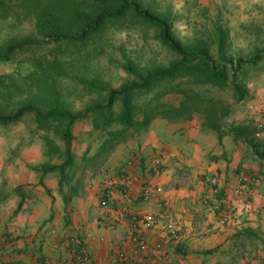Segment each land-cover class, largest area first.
<instances>
[{"label": "crops", "instance_id": "1", "mask_svg": "<svg viewBox=\"0 0 264 264\" xmlns=\"http://www.w3.org/2000/svg\"><path fill=\"white\" fill-rule=\"evenodd\" d=\"M16 124L6 125L0 134V237L8 234L22 250L14 252L0 242V264H30L29 253L34 251L48 264H70L64 242L76 234L97 264H106L118 249L131 255L127 217L157 212L164 200L170 202L167 213L179 233L176 239L163 228L143 233L150 245H161L157 264L263 261L264 252L257 246L264 248V181L252 187L249 207L230 196L238 214L227 225H221L218 215L202 202L209 192V176L218 174L221 184L232 187L243 171L264 174V160L247 143L236 140L231 129L222 127L219 133L207 128L199 114L187 120L155 117L147 128L120 142L100 172L95 174L83 161L85 155L96 153L100 143L84 153L75 161L72 180L61 186L58 172L42 169L62 161L51 159L43 142H19ZM20 134H26L24 128ZM155 165L158 174L151 173ZM148 181L153 198L145 201L142 194ZM108 188L110 202L102 205Z\"/></svg>", "mask_w": 264, "mask_h": 264}, {"label": "trees", "instance_id": "2", "mask_svg": "<svg viewBox=\"0 0 264 264\" xmlns=\"http://www.w3.org/2000/svg\"><path fill=\"white\" fill-rule=\"evenodd\" d=\"M20 9H24L22 15L26 19L34 20L36 35L43 37L47 44L55 43L58 51L65 43L84 44L100 34L107 23L130 17L133 22L140 21L154 27L160 42L178 57L171 66L146 75L135 74L130 67L135 74L133 82L110 90L104 104H93L77 112L60 106L56 79L67 75V72L59 58L51 61L46 57L41 60V56L34 58L33 68L27 74H22L20 68L15 73L0 74V125L15 124L33 113L41 127L55 126L65 143V150L61 151L65 158L59 164L44 166L42 170L58 172L61 186L68 184L76 171L71 146L73 126L78 121L91 119L96 130L105 131L96 153L83 158L84 166H89L96 174L103 169L120 142L147 128L158 116L187 120L199 114L207 128L220 133L227 113L220 99L207 98L193 87L166 82L187 78L193 84L214 85L222 89L230 77H235L247 64L260 61L261 51L250 60L225 58L226 37L222 27L217 28V57L212 53L208 39L198 38L193 43L183 44L174 35L172 22L145 8L139 0H0V18L18 14ZM42 45L40 41L9 42L0 47V62L9 61L19 53L35 54ZM65 51L69 52L67 46ZM54 74L56 79L52 78ZM234 85L238 99H243L244 93ZM155 86L162 88L148 102L139 105L137 100ZM171 91L184 95L179 105L160 103L152 107L155 100ZM119 100L121 109L116 111L114 106ZM141 112L143 117L139 119L137 116ZM230 129L236 140L247 143L252 153L264 160V142L256 137V126L234 125ZM45 140L49 146L54 144L47 136Z\"/></svg>", "mask_w": 264, "mask_h": 264}, {"label": "rangeland", "instance_id": "3", "mask_svg": "<svg viewBox=\"0 0 264 264\" xmlns=\"http://www.w3.org/2000/svg\"><path fill=\"white\" fill-rule=\"evenodd\" d=\"M139 1L153 13L169 19L173 24L174 35L183 44L193 43L198 38L208 39L212 53L217 57V28L222 27L226 37L225 58L250 60L261 51L259 62L247 64L235 77L231 76L222 89L214 85L193 84L187 78H175L166 83L193 87L207 98L220 99L227 110L222 127L230 129L234 125H254L257 127L256 137L264 142V0H214L209 4L200 3L199 0ZM23 10L0 18V47L22 40L40 41L43 45L35 54L19 53L9 61L0 62V70L15 73L20 68L22 74H27L33 68L34 58L41 56V60L46 57L50 61L54 58L61 59L67 75L56 79L54 74L52 78L56 79L60 90V106L72 112L84 110L93 104H104L110 90H117L133 82L135 74L146 75L178 61V57L157 38L154 27L140 21L133 22L130 17H125L120 22L107 23L100 34L84 44L75 46L73 43H65L61 51H58L55 43L47 44L43 37L36 35L34 20L26 19L22 15ZM66 46L69 52L65 51ZM234 83L244 93L243 99H238ZM161 88L162 86H155L150 93L140 97L137 100L139 105L148 102ZM183 98L184 95L179 92L171 91L155 100L152 107L160 103L176 106ZM120 109L119 100L114 110ZM142 117L143 112L137 116L139 119ZM5 126H0V134ZM22 128L26 134H20ZM14 135L19 142H43L51 159L63 161L65 158L61 154L65 150V143L60 139L57 128L41 127L33 113L17 122ZM104 135V130L93 127L91 119L75 123L71 146L75 161L79 162L90 149L96 150ZM45 136L53 140L52 146H49ZM260 174L264 181V174ZM258 248L264 252L263 247L257 246V250ZM262 260L260 264H264V257Z\"/></svg>", "mask_w": 264, "mask_h": 264}, {"label": "built area", "instance_id": "4", "mask_svg": "<svg viewBox=\"0 0 264 264\" xmlns=\"http://www.w3.org/2000/svg\"><path fill=\"white\" fill-rule=\"evenodd\" d=\"M158 165L152 168L151 173H159ZM221 177L218 174L209 176L206 182L209 186V192L203 197V204L215 212L219 217L221 225H227L234 221L238 214V209L234 206L233 200L230 196L243 199L245 205L249 207L252 205L251 190L255 185H259L263 181L260 173L243 171L237 176V184L235 186H225L221 184ZM153 187L148 181L145 183L143 189V199L149 201L153 198ZM112 189H105L103 192L102 205H108ZM170 202L164 200L161 204L160 210L153 213H132L127 217L130 240L133 244V252L130 255L125 249H118L107 257L106 264H131L134 261L140 264H157L158 254L161 250V245L155 243L150 245L147 240L143 238V233L147 230L155 228H163L167 235L176 239L178 236V229L176 224L169 219L167 208ZM257 213L260 210H256ZM2 244H8L9 248L14 251L22 250L17 243L10 242L8 234H3L0 237ZM65 246L68 254L65 258L70 264H97L85 242L79 235H70L65 238ZM30 264H48L39 252H30ZM10 264V263H7Z\"/></svg>", "mask_w": 264, "mask_h": 264}]
</instances>
